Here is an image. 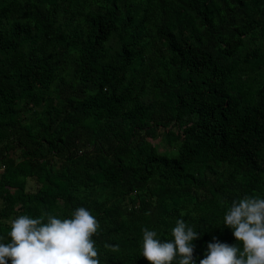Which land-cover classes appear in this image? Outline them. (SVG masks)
Listing matches in <instances>:
<instances>
[{
	"label": "trees",
	"instance_id": "1",
	"mask_svg": "<svg viewBox=\"0 0 264 264\" xmlns=\"http://www.w3.org/2000/svg\"><path fill=\"white\" fill-rule=\"evenodd\" d=\"M244 195L264 198V0H0V242L84 207L100 264H150L142 229L178 218L199 264L238 243Z\"/></svg>",
	"mask_w": 264,
	"mask_h": 264
},
{
	"label": "clouds",
	"instance_id": "2",
	"mask_svg": "<svg viewBox=\"0 0 264 264\" xmlns=\"http://www.w3.org/2000/svg\"><path fill=\"white\" fill-rule=\"evenodd\" d=\"M185 213L182 211L180 216ZM237 244L213 237L199 264H264V198L244 195L233 200L223 217ZM100 224L91 212L78 207L70 218L43 213L38 218L19 215L11 220L10 242H0V264H100L93 240ZM141 255L150 264H196L192 241L199 235L184 219L171 229L172 239L157 238V232L142 229ZM104 247L119 252V245Z\"/></svg>",
	"mask_w": 264,
	"mask_h": 264
},
{
	"label": "rangeland",
	"instance_id": "3",
	"mask_svg": "<svg viewBox=\"0 0 264 264\" xmlns=\"http://www.w3.org/2000/svg\"><path fill=\"white\" fill-rule=\"evenodd\" d=\"M160 140H161V137L160 136H156L154 138L148 137L146 141L154 144V143H159Z\"/></svg>",
	"mask_w": 264,
	"mask_h": 264
}]
</instances>
